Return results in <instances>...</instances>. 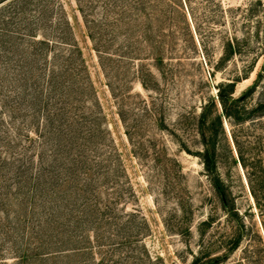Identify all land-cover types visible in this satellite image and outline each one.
<instances>
[{"label": "rangeland", "instance_id": "obj_1", "mask_svg": "<svg viewBox=\"0 0 264 264\" xmlns=\"http://www.w3.org/2000/svg\"><path fill=\"white\" fill-rule=\"evenodd\" d=\"M133 1L95 0L102 27L116 30L104 69L77 1L62 0L106 113L103 126L122 159L110 199L124 211L121 221L133 213L131 229H144L139 246L113 258L130 255L118 264H264V115L253 111L238 122L224 115L217 98L222 81L240 79L234 97L248 111L264 102V0ZM124 12L139 14L131 24L140 41H124ZM144 29L156 40L141 41ZM129 42L130 54L122 48ZM229 43L235 53L221 64ZM141 69L150 73L147 87ZM109 83L124 100L113 97ZM210 105L208 122L220 113L223 125H216L213 173L202 159L200 130Z\"/></svg>", "mask_w": 264, "mask_h": 264}, {"label": "trees", "instance_id": "obj_2", "mask_svg": "<svg viewBox=\"0 0 264 264\" xmlns=\"http://www.w3.org/2000/svg\"><path fill=\"white\" fill-rule=\"evenodd\" d=\"M76 1L106 69V56L113 55L107 42L114 41L116 30L102 27L95 0ZM124 18V41H140L131 24L139 14L121 13L119 20ZM148 29L141 41L156 40ZM122 48L134 52L131 42ZM234 53L229 43L220 63ZM138 74L149 86L150 73L141 69ZM238 81L218 85L224 115L238 122L253 111L264 115V102L248 111L242 97H234ZM108 86L116 100H124L122 91ZM211 105L200 116V130L202 159L213 173L216 125H223L220 113L208 122ZM118 108L126 123V113ZM106 118L62 0H0V264H118L130 255L114 260V253L139 246L143 227L131 229L133 213L121 221L124 211L110 199L109 189L119 188L122 159L103 126Z\"/></svg>", "mask_w": 264, "mask_h": 264}]
</instances>
